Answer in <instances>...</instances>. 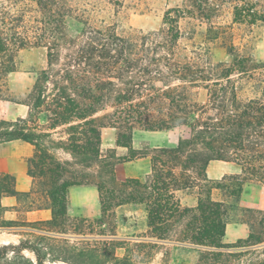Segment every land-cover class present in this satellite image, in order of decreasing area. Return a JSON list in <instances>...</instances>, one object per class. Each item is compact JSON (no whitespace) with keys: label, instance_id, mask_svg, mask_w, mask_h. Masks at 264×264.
<instances>
[{"label":"trees","instance_id":"obj_1","mask_svg":"<svg viewBox=\"0 0 264 264\" xmlns=\"http://www.w3.org/2000/svg\"><path fill=\"white\" fill-rule=\"evenodd\" d=\"M106 1L116 11L124 2ZM225 2L232 4V24L264 22V0H184L165 12L158 31L123 36L115 24H93L79 0H0V101L27 106L25 117L0 118V144L21 140L34 148L27 159L30 190H17L15 174L0 173V199L14 196L26 211H51L48 220H8L0 201V228L27 230L16 243L0 244V264H152L164 243L197 250L195 264H264V210L246 209L248 236L224 243L228 200L212 197L216 189L237 203L245 183H264V63L236 53L234 43L230 64L189 54L179 43L180 19L196 15L208 20L210 38L224 41L231 26L215 25L211 12L217 15ZM70 20L81 24L73 35ZM30 47L46 49L47 65L25 99L10 97L7 77ZM233 75L252 80L255 95L243 98ZM198 89L206 90L204 101ZM105 127L117 129L116 145L127 155L102 153ZM178 128L173 147H132L134 129ZM146 156L150 171L143 178H117L118 164ZM212 160L234 162L241 173L211 180ZM78 185L96 187L98 218L68 214L69 189ZM178 191L197 194L196 205L182 206ZM129 204L146 211V235L135 242L103 231L116 209ZM69 236L91 239L72 244Z\"/></svg>","mask_w":264,"mask_h":264},{"label":"rangeland","instance_id":"obj_2","mask_svg":"<svg viewBox=\"0 0 264 264\" xmlns=\"http://www.w3.org/2000/svg\"><path fill=\"white\" fill-rule=\"evenodd\" d=\"M26 1L32 3V0ZM79 1L90 10V19L93 24L98 26L115 24L116 31L123 36H127L136 31H142L144 33L158 31L163 26L162 22L165 12L170 8L181 6L184 2V0H124L123 6L116 11L115 7L106 0ZM231 5V2H225L221 12H218L217 15L216 12H211L214 13L211 14L214 15L211 19L215 25L216 21H218L221 25L231 26L226 29L227 37L224 41L222 38L218 40L210 38L211 33L207 31L208 24L206 23L208 20L196 15L194 17L180 19L179 25L183 35L179 40L180 45L186 47V51L189 54H192L191 51L195 50L200 52L203 59L209 58L210 61L214 63L223 62L230 64L233 60V56L228 52V45L229 43H234V45H236V53H240L243 56H250L254 64L258 65L264 63V22H259L256 25L250 26L245 23L232 24ZM80 27V23L70 20L68 23L69 34H76ZM46 65L47 58L46 49L44 47H30L21 50L17 56V71L9 74L7 77L10 97H17L21 100L25 99V95L34 81L36 72L45 68ZM232 77L236 79L238 85H240V95L243 98L255 95L256 88L252 80H248L247 77L238 80L237 75H233ZM197 96L200 101H204L206 99V90L198 89ZM6 101H8L9 104L1 102L0 118L8 119L5 117L10 116L11 113L14 112L12 108H15L19 114L27 109L24 104L16 106L15 103L22 104L17 103V101ZM40 115L45 117L44 114ZM144 131L145 130L142 129H134L132 134V147L138 152H150L156 147H173L177 143L178 136L183 132V128L158 133H145ZM117 133L118 131L116 128H102V153H106L107 150L113 148L118 156L127 155L126 148L116 145ZM134 167L144 169V163L140 162L137 166H135L133 162H122L118 164L115 169L117 178L122 180L128 177L131 174L130 169H134ZM222 194L220 190L214 189L212 197L214 199L224 198L228 200L229 219H246V215H248L245 211L246 209L258 210L256 208H240L242 206H238L237 203H234L230 198H226V196ZM19 209L24 210L23 204H19ZM91 214L90 217H82L93 220L100 216L94 217L95 215L93 216V212H91ZM69 215L71 217L74 216L72 214ZM15 221L23 220L19 219ZM26 231L27 230L18 227L16 229L0 228V244L7 242L16 243L19 238L27 236L25 234ZM103 231L105 233H115L118 239L135 242L137 238L146 235L147 225L144 206L129 204L118 207L115 211L114 218L104 224ZM69 239L70 243L75 244L78 243L79 240H90L91 238L69 236ZM173 245L176 244L164 243L151 259L152 264H180L175 263L172 258L174 253H177L178 249ZM115 252L116 255L122 256L124 254V249L117 248ZM25 254L32 257V254L28 251H25ZM197 256L198 253H196L195 262Z\"/></svg>","mask_w":264,"mask_h":264},{"label":"crops","instance_id":"obj_3","mask_svg":"<svg viewBox=\"0 0 264 264\" xmlns=\"http://www.w3.org/2000/svg\"><path fill=\"white\" fill-rule=\"evenodd\" d=\"M4 104H9L8 101H0ZM20 106L23 104H16ZM10 106V105H7ZM26 106V105H25ZM27 107V106H26ZM11 108V107H9ZM13 113L10 116L5 117L7 120H15L18 117H25L27 109L20 114L12 108ZM40 121L45 122V117L40 115ZM145 133H158L162 131H144ZM175 146V145H174ZM34 148L31 144L14 140L7 143L0 144V173H13L16 176V188L19 191L25 192L30 190L32 179L27 174V159L32 156ZM133 162L137 166L140 162L144 163V169H130L131 174L128 177L143 178L150 171V159L149 157H141L133 161H127L126 163ZM241 167L229 161L212 160L209 162L206 168L207 177L211 180H220L226 175L240 174ZM126 177V178H128ZM124 178V179H126ZM122 179V180H124ZM182 206L193 207L197 203V194L189 193L187 191H178L177 193ZM220 199V198H219ZM1 204L7 207L4 211V218L8 220H23V221H40L48 220L51 218V211L47 208L34 209V210H21L19 209V203L14 196H2ZM240 208H256L264 210V183L252 182L245 183L243 185L242 193L239 201L237 202ZM125 206V205H123ZM143 206V205H141ZM121 207V206H120ZM68 214L74 216L90 217L93 212L94 217L100 215V204L98 199V191L93 185H78L72 186L68 192ZM145 210V207H144ZM146 214V211H145ZM249 233V227L244 218L229 219L225 234L223 237L224 243H233L238 239L246 238ZM177 249V253L172 256L175 263L180 264H194L197 250L189 246L173 245Z\"/></svg>","mask_w":264,"mask_h":264}]
</instances>
